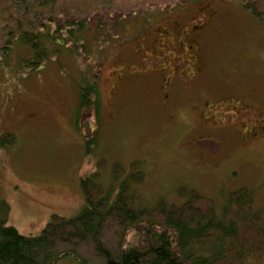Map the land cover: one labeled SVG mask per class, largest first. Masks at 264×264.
<instances>
[{
    "label": "rangeland",
    "instance_id": "rangeland-1",
    "mask_svg": "<svg viewBox=\"0 0 264 264\" xmlns=\"http://www.w3.org/2000/svg\"><path fill=\"white\" fill-rule=\"evenodd\" d=\"M145 1L64 5L90 12ZM122 26L118 36L107 28L113 34L107 44L88 30L86 54L64 51L36 73L18 74L16 54L9 67L0 66V137L14 135L0 143V198L11 205L9 224L24 235L40 234L55 213H79L80 179L95 170L98 154L127 167L145 161L138 192L148 205L163 196L181 202L176 191L184 186L216 198L220 209L228 191L245 186L264 206V126L256 123L264 117V25L237 0H190L139 13ZM168 37L176 45L184 39L187 52L176 54L186 61L163 57L171 69L163 75L162 56L174 49ZM149 56L158 71L142 73ZM194 65L199 72L188 80ZM90 67L97 72L100 122L94 110L78 107V86ZM173 69L184 77L167 87ZM234 101L252 115L232 114L227 123L208 115L205 102L229 114L224 105ZM92 131L99 145L87 153L85 135Z\"/></svg>",
    "mask_w": 264,
    "mask_h": 264
},
{
    "label": "trees",
    "instance_id": "trees-1",
    "mask_svg": "<svg viewBox=\"0 0 264 264\" xmlns=\"http://www.w3.org/2000/svg\"><path fill=\"white\" fill-rule=\"evenodd\" d=\"M188 1L146 0L82 12L64 0H0V66L9 67L16 54L18 74L36 73L64 51L86 54L88 30L107 44L120 35L123 20ZM237 1L264 25V0ZM83 73L78 107L94 110L100 122L97 72L90 67ZM96 132L85 135L87 153L91 145L98 148ZM10 138L4 134L0 143ZM99 155L95 170L80 179L85 203L79 213L53 214L38 235L10 225L11 205L0 198V264H264V206L255 204L252 188L224 193L220 209L216 198L184 186L176 191L181 202L163 196L148 205L138 192L145 161L127 167Z\"/></svg>",
    "mask_w": 264,
    "mask_h": 264
},
{
    "label": "flooded vegetation",
    "instance_id": "flooded-vegetation-1",
    "mask_svg": "<svg viewBox=\"0 0 264 264\" xmlns=\"http://www.w3.org/2000/svg\"><path fill=\"white\" fill-rule=\"evenodd\" d=\"M165 39L168 41V43H170V44L172 43V45L174 46V49L173 50L166 51V53L164 54V56H162V59H161L162 67L163 66H165V67L161 68L159 72H161L163 75L164 74H168L169 73V70H171V69H169L167 67V65H166L163 57H166L168 60L177 59V60H179V63L180 64H183L186 61L185 60V57L183 55H180L179 56L178 54H176V51L178 49L179 52H183V53H186L187 52V48L185 47V43H184V39L183 38H180L178 40V44L177 45H176V41H174V38L173 37L172 38L171 37L164 38V40ZM190 48H191V46H190ZM193 50H195V46L192 47V51ZM190 57H192V56H190ZM151 59L153 60L154 58L153 57L150 58V56H149L148 59H147L148 63H145L143 65V69L145 71L142 72V73H151V72H154V71H156V72L158 71L156 69V62L155 63L154 62H151ZM150 65H151V67H150ZM177 66L178 65H176L175 67H177ZM166 70H168V71H166ZM198 72H199V70L195 69V65H194V72H192V74H189L188 75L189 76L188 80H191ZM172 73L167 76L168 81H165L164 82L167 87L172 84V81H173V79L175 77H184V75H182V74H184L185 71H183V73L180 74V73H178L176 71V69L175 70L173 69V72ZM207 103L208 102H205V104L207 106H210L209 111H207L208 112V115H210V113L213 112V114L216 115L217 118L223 119L225 123H227L229 121V119L232 118V114H238L240 116H245L247 118H249V115H252L251 109H244V107L242 105H240V103L238 101H234L233 103H227V104L224 105V108L225 109L230 110L229 111L230 112L229 114H227L224 111L219 110V106L217 104L213 105V107H212V104L211 103H208V104ZM256 123H260V124H262L264 126V117H262L260 120L256 121Z\"/></svg>",
    "mask_w": 264,
    "mask_h": 264
}]
</instances>
